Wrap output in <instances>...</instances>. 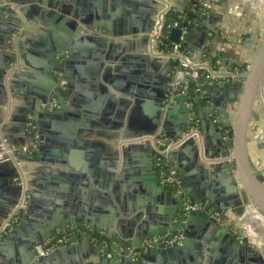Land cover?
<instances>
[{
	"label": "crops",
	"instance_id": "obj_1",
	"mask_svg": "<svg viewBox=\"0 0 264 264\" xmlns=\"http://www.w3.org/2000/svg\"><path fill=\"white\" fill-rule=\"evenodd\" d=\"M168 1L171 6L168 12L177 13L181 21L187 11L195 10L189 6L191 0H180L187 7L184 12L178 7L177 0ZM208 1L222 18L212 24L219 32L218 38L210 41L207 37L213 34L208 33L199 49L196 44H201L202 38L192 33L188 37V48L194 51L185 52L197 64H207L210 56L215 57L214 67L221 73L231 69L217 67L229 62L217 58V54L249 65L264 33V0ZM43 2L39 13L26 5L31 16L29 20L22 17L25 27L18 45L21 62L10 76L11 93L3 80V73L7 74L9 70L5 71L9 56L8 39L5 38L9 35L7 29L13 28L16 20L0 15V142L19 150L17 160L23 162L21 171L28 189L26 205L18 222L8 231L0 232V264L18 263L27 253L31 239H39L42 234L51 235L48 240L57 231L73 226L88 228L90 243L80 242V236L68 252L43 264H100L97 253L100 244L93 240L96 238L93 234L106 236L110 233L116 238L122 235L129 242L137 234L149 231L150 223L145 220L144 213L156 189L154 156L146 145H136L134 150L127 148L131 143H139L136 140L152 137L145 133L151 131V122L157 118V99L167 89L169 59L155 42L147 44L144 35L120 34L130 26L136 29L148 26L147 16L142 13L144 8L158 11L165 6L148 4L145 0ZM48 11L69 12L77 19L86 15L99 16L113 35L94 28L89 33L103 39L101 46L78 42L80 37H71L72 29L67 23L46 17ZM188 24L193 26L190 21ZM243 33H250L253 40L248 50L240 48L242 39L239 35ZM71 40H74L73 44ZM62 45L65 48L72 46L71 54L60 53L58 62L64 57L68 58V63L63 70L54 69L50 67L46 49ZM97 52H104L107 57L98 72L101 60ZM47 70L54 77L56 86L46 75ZM234 74L241 75L240 69H235ZM46 82L52 84L51 93H58L57 97L50 93L47 110H58L60 115L52 119L41 118L42 127L55 136L39 142L32 108L40 102L39 95L45 91ZM253 108L258 118L250 122L247 152L251 163L258 161L257 169L264 172V92L258 95ZM233 115L234 112H229V122ZM29 123L33 125L37 139L29 136ZM200 137L208 145V154L217 157L202 163L191 157L190 150L178 151L171 155L170 167L175 172H182L187 189L202 185L215 187L216 181L220 191L225 188L223 175L213 168H218L228 157L219 149L218 140ZM33 148L34 153L27 152ZM17 171L14 164L0 163V229L21 196V187L14 177ZM210 175L220 177L215 180ZM94 177L99 180L96 185L89 183ZM216 200L220 204L222 201L227 210L221 224L231 237L249 238L248 233L238 235L232 226L240 212L245 218L246 212L255 217L262 215L249 196L241 190L240 197L229 195ZM250 242L256 245L251 239ZM204 244L205 264H251L254 258L247 249L240 252L241 257H232L224 237L216 232H212Z\"/></svg>",
	"mask_w": 264,
	"mask_h": 264
},
{
	"label": "water",
	"instance_id": "obj_2",
	"mask_svg": "<svg viewBox=\"0 0 264 264\" xmlns=\"http://www.w3.org/2000/svg\"><path fill=\"white\" fill-rule=\"evenodd\" d=\"M10 1L19 6L21 13H24L26 10V14L24 13L25 17L23 14L22 17L27 20L30 19L31 14L30 9L28 8V10L26 5H28V7L31 6L39 13V6L44 3L43 0ZM177 1L179 2L178 7L181 12H184L187 9L186 5L181 3L180 0ZM202 1L204 0L189 1V6L195 7V10L193 12L190 10L187 11L185 18L181 21L180 27L171 29H169L168 25L165 23V18L163 22H161L160 14L162 9L157 11L145 6L146 8L143 9L142 13L147 16L145 21L148 26L143 29L140 27L136 29L130 26L129 29L125 28L123 32L121 30L120 35L142 34L147 44L152 45V42H155L158 48L163 41L177 43L179 37L183 35L184 47L187 52L194 51L192 48H188V37L193 33L195 35L198 34L203 39H201V44H196L200 49V47L204 45L208 33L213 34L212 37H207L210 41L214 38H218L219 32L214 30L212 24L220 21V19L222 20L220 15L215 11L214 5L205 10L201 9L200 2ZM221 1L222 0H219V2ZM145 3H157L162 5L161 7L165 6L171 9L168 0H155V2L154 0H145ZM40 14L42 13L40 12ZM0 15L16 20V25L9 30L7 29L9 34L7 38H5L7 40L21 22L17 20L11 10L4 6L1 0ZM42 15L44 16V14ZM48 16L58 23H67L72 29L71 37H80L78 42L80 40L83 43H90L94 47H99L103 44L102 38L92 36V34L89 33H92L94 28L105 30L106 34L113 35L110 34V30L106 25L100 21L99 16L93 17L86 15L77 19L69 12L66 13L62 11H56L54 13L48 11L46 17ZM189 21L193 26L188 24ZM125 26L127 25L125 24ZM153 30H158L157 35L151 36ZM183 30L186 31L183 33ZM239 38L242 39L240 48L246 50L250 49L249 44L253 43L251 34L243 33L239 35ZM20 39L21 38H19V40ZM19 40L17 41V45L20 43ZM73 41L74 40H71V44H73ZM71 47L65 48V46L62 45L46 49L47 58L50 60V67L63 70L68 63V58L61 57V61L58 62V55L65 52L70 55ZM7 49L9 56L5 71L9 69V65L13 61V56L10 53L8 44ZM97 53L101 60L96 70L98 72L100 67H104L105 61L107 62V57L104 55V52ZM165 55H167L169 59L166 71L170 74L168 77L167 89L161 94V97L159 96L157 99V118L153 119L150 126L151 131H146L145 135L152 136L150 139L153 140L161 139L164 145H168L172 141L187 136L176 150L170 152L169 164L172 154L174 155V153L178 151L186 152L187 150H190L193 159H198L202 163H206V160L213 159L217 156H210L208 154V145L200 136H210L215 139V141L218 140L219 149L224 151L228 159L221 163L218 168L214 167L213 169L223 175V185L225 188L218 191V185L215 180L220 176L210 175L211 179L216 178L213 183L215 187L202 185L198 186L196 189H187L182 172L180 170H176L175 172L170 167V170L174 172V177L180 182V194H177L174 189L162 187L157 182V179L156 189L152 194V200L150 202L151 204L146 208L144 213L145 220H148L150 223L149 231L146 234H137L135 238L129 242L124 240L122 235H119L121 238H116L110 233L108 235L106 234L105 237L111 240L110 245L114 244L117 248L121 249V252L113 259L108 260L103 256L101 249H96L100 258V264H205L206 255L204 242L212 232H216V235H222L224 237L231 248L230 255H232V257L236 255L241 257L242 255H240V252L247 249L260 264H264V259L258 247L251 244L247 236H243L240 239L231 237L230 232L223 227L221 223L226 217L227 210L225 206L222 205V201L220 204V202L216 200L217 198L222 200L225 197H229V195L240 197L242 190V193L249 196L262 216H264V172H260L257 169L258 161L256 163H251L247 152V145L250 141V122L252 119L257 120L258 118L254 112V103L258 95L264 92V33L260 38L257 51L249 65H246L240 60H228L227 55L217 54V58L222 60L227 59V61H229L224 63V65H217V67L226 66V68L231 69L230 72L226 71L221 73L217 71L219 69L214 67L213 61L215 57L213 56H210L209 60H206V65H201L200 63H195L194 60L187 62L184 59H179L170 54ZM237 68L240 69L241 75L239 76L234 74V70ZM3 74V80H5L6 84L5 87L8 92L11 93V77L9 76L7 78L6 72ZM46 75L52 78L54 81L53 86H56L57 83L50 71L47 70ZM235 78L238 80H232ZM117 86L118 83L114 84L115 88H117ZM44 88L45 91L39 95L40 102L35 108H32L34 111L32 116L36 123V131L40 134L38 139L39 142H44L47 138H50V136H55L42 127L41 118L52 119L60 115V111L58 110L54 109L52 112L47 110V101L51 93L50 91L52 90V84L46 82ZM51 94L55 97L58 96V93ZM112 99L111 96V100ZM229 103L232 105H229ZM32 109L30 110L32 111ZM229 112H234L233 119L230 122L228 121ZM228 133L231 136L229 143L228 140H223V136ZM29 136L31 139H34L35 132L31 131ZM2 143L6 144V142H0V145ZM136 145H146L149 149L148 151L153 153L148 140H140L137 144L131 143L127 149H137ZM0 163L13 164L12 162L1 161ZM153 170L156 180L157 175L155 167ZM16 176L17 174H15L14 177ZM95 178L96 177H94L93 180L91 179L89 183L93 185L98 184L99 180H97V178L95 180ZM196 203L205 204V207L191 209L190 206ZM140 206H142V204ZM214 211L219 212V218L217 220H214L212 217ZM136 217L137 214L135 218ZM72 228H74V226ZM167 233L179 236L180 243L174 245L160 244L158 247H152L146 250L140 248L141 240L162 236ZM50 236L51 235L46 236L42 234L39 239H31L27 253L23 255L18 263L14 264H43L53 261L54 258L68 252L73 244L78 241V238L74 237L70 245L56 249L47 256H39L36 252V248L43 246ZM82 241L90 243V239L87 236H82L80 242ZM128 250H132V253ZM133 254L136 256H133Z\"/></svg>",
	"mask_w": 264,
	"mask_h": 264
},
{
	"label": "built area",
	"instance_id": "obj_3",
	"mask_svg": "<svg viewBox=\"0 0 264 264\" xmlns=\"http://www.w3.org/2000/svg\"><path fill=\"white\" fill-rule=\"evenodd\" d=\"M9 10H11L14 14V16L20 20V25L17 27L16 30L12 32L8 39V47L10 50V53L13 56V61L10 63V68L8 70V73L6 74V77L8 78L11 76L13 72H15L19 66H20V54L18 51V45L17 41L19 38H21L25 25L22 23V13L20 11V8L18 5L14 4L10 0H1ZM210 7V2L208 0H204L200 2V8L205 10ZM167 7H164L161 10L160 19L161 22H163V19L167 15L168 11ZM181 17H178L177 20H174L170 22L168 25V28H179L181 24ZM159 28V27H157ZM158 30H153L151 33V36L157 35ZM170 51L167 54L173 55L178 57L179 59H184L187 62L190 60H193L192 56H189L188 53L185 52L184 42H183V35L179 37V41L177 43H170ZM201 64V63H200ZM206 65V64H201ZM28 129L33 130L34 127L31 123L28 124ZM187 136H183L182 139H178L175 141H172L168 145H164L161 139H150V138H142L140 140H148L150 143V146L153 150V156H154V167L156 169V175L159 184L164 188H170L174 189L177 194H180L179 185L180 182L174 177V172L170 170V164H169V156L170 152L173 150H176L178 146L182 143V141ZM35 139H37V136H35ZM140 140H136L139 141ZM224 140H228L227 134L224 136ZM142 142V141H141ZM28 153L34 152V148L27 151ZM18 150L15 148L9 147L7 144L2 143L0 145V161L1 162H12L16 168H17V176L15 177L16 183L19 184L21 187V196L19 199V202L17 205L12 209L11 213L9 214L7 220L4 222V224L1 227L0 232H6L9 229H11L20 218L21 213L24 211L26 201H27V185L25 182L24 175L21 171V168L23 166V162L17 160ZM205 207V204L196 203L192 206H190L191 209H198L201 207ZM212 216L215 218H219V213L217 211H214ZM90 230L86 227L79 226L74 227L68 230H59L57 231L53 237L48 239L43 246L37 247L36 252L39 256H47L51 254L54 250L63 248L65 246H68L71 244L72 238L80 237V236H87V233ZM102 236H105L102 234ZM95 242H98L97 238H93ZM180 243V237L177 235H171L166 234L162 236H157L153 238H146L143 239L140 242V248L146 250L148 248L152 247H158L160 244H166V245H174ZM101 252L105 258L108 260L113 259L117 254H120L121 249L117 248L114 244L107 245L105 243H99ZM130 253H132V250H128ZM133 256H136L133 254Z\"/></svg>",
	"mask_w": 264,
	"mask_h": 264
},
{
	"label": "rangeland",
	"instance_id": "obj_4",
	"mask_svg": "<svg viewBox=\"0 0 264 264\" xmlns=\"http://www.w3.org/2000/svg\"><path fill=\"white\" fill-rule=\"evenodd\" d=\"M244 216L245 215L243 214V212H240L238 216H235V219L232 221V226H234L235 231L240 236L245 235L246 233H248L249 235L248 228L255 231V234H258V237L250 236L249 238L254 241V243L258 247L260 254L262 255V257H264V230L261 227L260 223H258L256 220H253L252 216L247 214V212L246 218Z\"/></svg>",
	"mask_w": 264,
	"mask_h": 264
},
{
	"label": "trees",
	"instance_id": "obj_5",
	"mask_svg": "<svg viewBox=\"0 0 264 264\" xmlns=\"http://www.w3.org/2000/svg\"><path fill=\"white\" fill-rule=\"evenodd\" d=\"M178 17L179 16H178L177 13L174 14V13L168 12L167 15L165 16V23L167 25H169L171 21L177 20ZM169 44L170 43L167 42V41H163V42L160 43V49L165 54L169 53V51H170V45ZM227 138H228V143H229V141L231 140V136H230L229 133L227 134ZM93 235L97 238L99 243H105L107 245H110L111 240L109 238H107L105 236H102V235L100 236V235H97V234H93Z\"/></svg>",
	"mask_w": 264,
	"mask_h": 264
},
{
	"label": "bare ground",
	"instance_id": "obj_6",
	"mask_svg": "<svg viewBox=\"0 0 264 264\" xmlns=\"http://www.w3.org/2000/svg\"><path fill=\"white\" fill-rule=\"evenodd\" d=\"M255 142V141H254ZM260 157H261V155H260ZM264 158V157H263ZM254 214V213H253ZM251 216H252V218H253V220H256L258 223H260V225H261V227L263 228V230H264V217L262 216H257V217H255V214L254 215H252V214H250ZM248 230H249V235L251 236V237H253L254 235H256L255 234V231H253V230H251V229H249L248 228ZM261 237V236H260ZM264 242V241H263Z\"/></svg>",
	"mask_w": 264,
	"mask_h": 264
},
{
	"label": "flooded vegetation",
	"instance_id": "obj_7",
	"mask_svg": "<svg viewBox=\"0 0 264 264\" xmlns=\"http://www.w3.org/2000/svg\"><path fill=\"white\" fill-rule=\"evenodd\" d=\"M214 210H215V209H214ZM217 212H218V211H217ZM218 213H219V212H218ZM165 235H166V234H165ZM240 238H241V237H240ZM240 238H239V239H240ZM141 241H142V240H141ZM251 262H252L251 264H260L255 258H252V259H251Z\"/></svg>",
	"mask_w": 264,
	"mask_h": 264
}]
</instances>
